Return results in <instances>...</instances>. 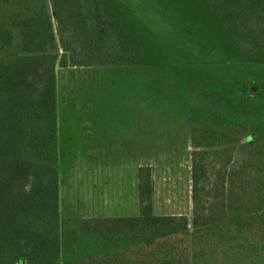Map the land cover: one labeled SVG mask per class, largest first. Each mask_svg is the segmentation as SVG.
<instances>
[{
  "label": "trees",
  "instance_id": "1",
  "mask_svg": "<svg viewBox=\"0 0 264 264\" xmlns=\"http://www.w3.org/2000/svg\"><path fill=\"white\" fill-rule=\"evenodd\" d=\"M51 3L0 0V264H62L65 237L83 234L138 241L90 264H264V121L191 106L192 228L186 215L154 213L149 166L138 170L137 214L67 226L55 87L57 64L176 62L178 92L193 82L221 93L241 82V68L264 64V0ZM247 88L260 91L253 81ZM242 130L248 152L235 160Z\"/></svg>",
  "mask_w": 264,
  "mask_h": 264
},
{
  "label": "rangeland",
  "instance_id": "2",
  "mask_svg": "<svg viewBox=\"0 0 264 264\" xmlns=\"http://www.w3.org/2000/svg\"><path fill=\"white\" fill-rule=\"evenodd\" d=\"M131 3L137 5L136 0ZM58 46L59 58V36ZM176 64L56 65L60 223L137 214L138 170L149 166L154 213L186 215L192 228L191 106L229 111L249 125L263 122L264 64L241 68V82L221 93L203 92L193 82L186 92H178ZM251 81L260 86L257 94L248 92ZM246 132L236 135L235 160L248 152L243 148ZM136 242L107 241L97 234L72 242L65 237L62 264H90L104 250ZM5 254L9 258L11 253Z\"/></svg>",
  "mask_w": 264,
  "mask_h": 264
},
{
  "label": "crops",
  "instance_id": "3",
  "mask_svg": "<svg viewBox=\"0 0 264 264\" xmlns=\"http://www.w3.org/2000/svg\"><path fill=\"white\" fill-rule=\"evenodd\" d=\"M61 129H60V125H59V121H58V138H59V144H61L62 140H61ZM94 217V216H93ZM97 217V216H96Z\"/></svg>",
  "mask_w": 264,
  "mask_h": 264
}]
</instances>
